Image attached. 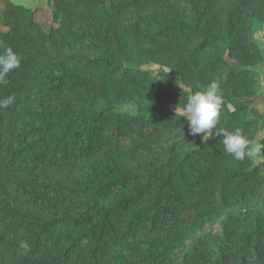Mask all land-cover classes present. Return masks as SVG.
<instances>
[{
	"label": "trees",
	"instance_id": "obj_1",
	"mask_svg": "<svg viewBox=\"0 0 264 264\" xmlns=\"http://www.w3.org/2000/svg\"><path fill=\"white\" fill-rule=\"evenodd\" d=\"M48 8L47 29L22 2L7 1L0 17V53L21 60L0 85V99L15 96L0 109V264H175L189 237L255 196L263 162L234 159L222 134L202 141L187 129L170 142L186 119L153 104L182 108L214 80L227 103L252 96L264 0ZM126 102L139 109L116 108ZM259 125L242 105L221 109L213 132L239 129L253 142ZM261 127L264 144V114ZM214 239L216 248L202 234L181 264H264V198L260 211L229 215Z\"/></svg>",
	"mask_w": 264,
	"mask_h": 264
},
{
	"label": "rangeland",
	"instance_id": "obj_2",
	"mask_svg": "<svg viewBox=\"0 0 264 264\" xmlns=\"http://www.w3.org/2000/svg\"><path fill=\"white\" fill-rule=\"evenodd\" d=\"M9 0H0V17L2 16V12L5 7V3ZM11 1H17L22 2L31 8L36 9V15L35 19L40 22L44 28H48L50 24V13L48 5L51 3L52 0H11ZM3 26L0 25V30H3ZM252 36L255 39L260 40L264 44V24L257 22L256 25L253 28ZM140 66V65H139ZM142 67V66H141ZM145 70L149 71L151 74L155 76H162L167 71L164 67H159L157 65L149 64L147 66L143 67ZM254 70L256 71L255 75V83H254V90L253 95L250 97H242L237 98L234 103H227L224 101V104L222 106V110L224 111H230L235 107L238 106H245L246 107V117L249 119H254L258 122L260 135H257V137L253 140V143H259V139H261V118L264 114V61L262 63L256 64L254 66ZM159 108L160 110H169L174 112H181V109L179 106L171 103V102H158L156 104H153V107ZM116 108L120 111H125L128 113H135L139 108L136 107L133 103H123L118 104ZM147 108V107H146ZM188 129V122H185V126L175 132L173 136L169 138V141L173 140H180L182 135L186 132ZM168 146H165L160 153V160H163L165 156L167 155V149ZM256 162H263V164L259 167L260 173L262 174V182L259 185L257 192L255 196L248 201V203L244 205H232L229 207H226L224 209V212L222 216L217 217L214 219L209 225L201 228L198 230L194 235L189 237L187 241L179 247L172 255L171 258L174 261L175 264H181L182 258L184 254L190 253L193 250V246L198 240V238L204 234L208 233L210 238V244L212 247L216 248L217 244L215 241V236L222 232L224 227V222L231 214H237L243 210H248L252 214L261 210V201L264 198V161L259 156V154L255 155ZM260 174V175H261Z\"/></svg>",
	"mask_w": 264,
	"mask_h": 264
},
{
	"label": "clouds",
	"instance_id": "obj_3",
	"mask_svg": "<svg viewBox=\"0 0 264 264\" xmlns=\"http://www.w3.org/2000/svg\"><path fill=\"white\" fill-rule=\"evenodd\" d=\"M20 57L10 48L0 53V85L6 83V77L14 69L19 68ZM15 102V96L9 95L0 99V109L8 108ZM224 104L218 81L210 82L202 90L195 91L187 96L181 109V116L188 122L190 135H201V140L210 139L213 135L223 136L224 151L234 159L243 161L245 157H253L264 150V144L253 143L245 137L239 129L233 132H213L218 123L221 108ZM22 247H27L22 245Z\"/></svg>",
	"mask_w": 264,
	"mask_h": 264
}]
</instances>
